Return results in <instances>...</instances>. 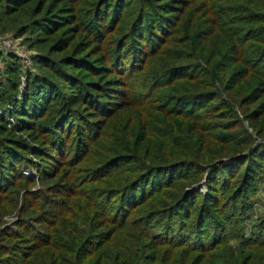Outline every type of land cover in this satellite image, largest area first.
I'll list each match as a JSON object with an SVG mask.
<instances>
[{"label": "trees", "instance_id": "1", "mask_svg": "<svg viewBox=\"0 0 264 264\" xmlns=\"http://www.w3.org/2000/svg\"><path fill=\"white\" fill-rule=\"evenodd\" d=\"M6 31L0 264H264V0H0Z\"/></svg>", "mask_w": 264, "mask_h": 264}, {"label": "rangeland", "instance_id": "2", "mask_svg": "<svg viewBox=\"0 0 264 264\" xmlns=\"http://www.w3.org/2000/svg\"><path fill=\"white\" fill-rule=\"evenodd\" d=\"M13 34L14 33L12 31H6L3 33H0V38L1 39L11 38V39L15 40L17 45L24 50V52L26 53L27 57L30 60V62H29L30 65L28 66L29 70H31L32 72H36V67L33 65L32 61L30 59L31 51L26 47V43H25V41H23V36H19L18 38H14ZM8 52L13 53V51H8ZM24 79L25 78H23V83L21 85V88H24V86L26 85V82ZM257 144H259L261 150H264V139H258ZM24 171H25V173L26 172L28 173L31 171V169L28 170V168H24ZM190 189L191 188L187 189V191H191ZM263 212H264V188L261 186L259 189V192L257 193V198L255 201L254 210L252 211V215L250 217L249 222L253 221L256 216L260 215ZM250 224L248 226H246V228H245L247 233L249 232ZM232 242H234V241H232Z\"/></svg>", "mask_w": 264, "mask_h": 264}, {"label": "built area", "instance_id": "3", "mask_svg": "<svg viewBox=\"0 0 264 264\" xmlns=\"http://www.w3.org/2000/svg\"><path fill=\"white\" fill-rule=\"evenodd\" d=\"M0 49H4L6 50V52L13 51L14 54H16L18 57H20L23 60L26 66L30 65L29 58L27 57L24 50L17 45L15 40L11 38H7V39L0 38Z\"/></svg>", "mask_w": 264, "mask_h": 264}, {"label": "water", "instance_id": "4", "mask_svg": "<svg viewBox=\"0 0 264 264\" xmlns=\"http://www.w3.org/2000/svg\"><path fill=\"white\" fill-rule=\"evenodd\" d=\"M198 184L194 185L190 190L197 188Z\"/></svg>", "mask_w": 264, "mask_h": 264}]
</instances>
